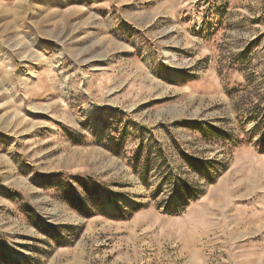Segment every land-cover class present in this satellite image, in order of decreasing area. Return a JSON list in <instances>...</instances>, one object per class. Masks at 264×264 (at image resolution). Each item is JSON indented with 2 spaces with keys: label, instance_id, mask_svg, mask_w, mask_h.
<instances>
[{
  "label": "rangeland",
  "instance_id": "374dc122",
  "mask_svg": "<svg viewBox=\"0 0 264 264\" xmlns=\"http://www.w3.org/2000/svg\"><path fill=\"white\" fill-rule=\"evenodd\" d=\"M0 264H264V0H0Z\"/></svg>",
  "mask_w": 264,
  "mask_h": 264
},
{
  "label": "trees",
  "instance_id": "16d2710c",
  "mask_svg": "<svg viewBox=\"0 0 264 264\" xmlns=\"http://www.w3.org/2000/svg\"><path fill=\"white\" fill-rule=\"evenodd\" d=\"M196 128L198 129L199 133H201L202 135H207V130L204 128V126L202 125H198L196 126ZM80 182V181H79ZM82 187L84 188L85 192L87 193V195L89 196V198H91L92 200V205L95 208L101 209L102 206L100 204H98L97 201H95L94 197H95V193H93L92 191L96 190V187H93L94 190H91L87 187L86 184L81 183ZM64 191V201L67 202L73 209H75V211H77L80 214L83 215H88L89 214V208L87 207V205L85 204V202H83L77 195L75 192H73L68 186H66ZM169 211L171 213H176L174 209L169 208ZM26 212L29 215H33L32 219L33 221L36 220V217L34 215V212L32 210H26Z\"/></svg>",
  "mask_w": 264,
  "mask_h": 264
}]
</instances>
